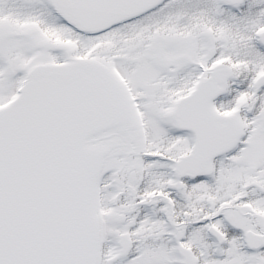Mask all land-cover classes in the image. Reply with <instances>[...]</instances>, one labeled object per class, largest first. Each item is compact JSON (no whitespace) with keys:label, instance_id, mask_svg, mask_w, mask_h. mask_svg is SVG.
I'll list each match as a JSON object with an SVG mask.
<instances>
[{"label":"snow or ice","instance_id":"obj_1","mask_svg":"<svg viewBox=\"0 0 264 264\" xmlns=\"http://www.w3.org/2000/svg\"><path fill=\"white\" fill-rule=\"evenodd\" d=\"M0 264H264V0H0Z\"/></svg>","mask_w":264,"mask_h":264}]
</instances>
